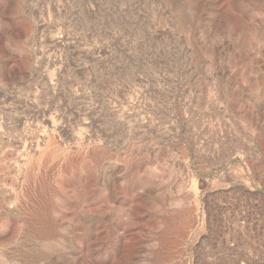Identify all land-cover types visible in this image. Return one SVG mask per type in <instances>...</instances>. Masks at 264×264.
<instances>
[{
  "label": "rangeland",
  "instance_id": "1",
  "mask_svg": "<svg viewBox=\"0 0 264 264\" xmlns=\"http://www.w3.org/2000/svg\"><path fill=\"white\" fill-rule=\"evenodd\" d=\"M0 264H264V0H0Z\"/></svg>",
  "mask_w": 264,
  "mask_h": 264
}]
</instances>
